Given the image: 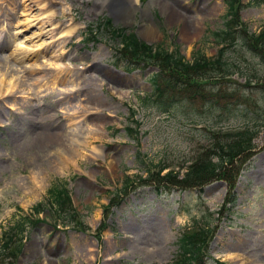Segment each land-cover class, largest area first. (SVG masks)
<instances>
[{"label": "rangeland", "instance_id": "1", "mask_svg": "<svg viewBox=\"0 0 264 264\" xmlns=\"http://www.w3.org/2000/svg\"><path fill=\"white\" fill-rule=\"evenodd\" d=\"M135 7L124 15L100 0H0V242L33 206L45 203L53 184L63 182L86 229L63 226L47 207L40 216L47 220L26 228L18 264H172L199 205L220 212L228 196L222 179L186 191L173 186L158 192L154 179L140 184L148 180L149 164L168 166L162 175L173 170L183 177L209 146L208 130L243 126L244 113L234 106V115L215 121L208 109L201 114L202 103L168 115L145 107L158 69L131 70L116 53L118 41L96 31L110 16L114 27L192 62L218 53L213 33L224 28L227 6L224 0H139ZM241 17L250 32H259L264 5L248 6ZM56 63L69 81L60 80ZM262 97L253 91L249 98L264 105ZM42 110L69 134L66 148L46 150L43 162L30 129L48 120L37 116ZM253 145L236 206L214 217L209 264H264V129ZM127 179L132 188L119 198ZM102 222L106 228L98 236Z\"/></svg>", "mask_w": 264, "mask_h": 264}, {"label": "trees", "instance_id": "2", "mask_svg": "<svg viewBox=\"0 0 264 264\" xmlns=\"http://www.w3.org/2000/svg\"><path fill=\"white\" fill-rule=\"evenodd\" d=\"M225 3V27L213 33L216 43L222 47L214 57L198 55L192 62L186 60L178 50L170 52L161 44H146L135 33L127 34L125 29L114 28L111 19L107 18L101 23V27L104 26L121 40L123 48L119 53L128 65L138 69L153 66L158 69L153 78L154 92L143 100L145 107L168 115L178 110L187 111L184 110L187 104L202 103L205 109L201 114L208 109L209 117L215 121L226 114L234 115L235 107L247 119L243 126L233 129L210 128L207 132L209 146L184 168L186 172L183 177L173 170L162 175L168 169L166 165L154 167L149 164L148 168H144L147 179L156 182L154 184H157L155 189L158 192L171 190L173 186L183 191L201 190L209 182L220 179L228 187V196L220 212H212L204 203L199 205L191 224L178 239V253L172 264H208L211 260L208 248L215 232V214L220 217L232 212L236 206L238 178L253 157L254 139L264 129V105L261 102L253 104L249 98L253 91H259L264 103V28L252 33L241 19L244 8L263 5L264 0H249L247 4L242 0H225ZM239 92L243 93L239 96ZM144 183L152 185L148 180ZM130 185L127 179L121 194L126 193ZM115 202L116 199L111 200V203ZM47 206L65 223L81 225L79 213L72 205L64 182L53 184L47 192V201L33 207V211L39 214ZM28 223L27 218H20L16 229L8 232L9 236L0 242V264H6L7 261L8 264H16L21 252L22 233ZM105 228L102 222L97 235L100 236L101 230ZM4 235H8L7 232Z\"/></svg>", "mask_w": 264, "mask_h": 264}, {"label": "bare ground", "instance_id": "3", "mask_svg": "<svg viewBox=\"0 0 264 264\" xmlns=\"http://www.w3.org/2000/svg\"><path fill=\"white\" fill-rule=\"evenodd\" d=\"M124 1V5L120 2H117L116 0H100L102 6H112L114 9L118 10L119 8H122L123 14L124 15H129L132 14L133 10H135V1L139 0H122ZM128 1L130 5L128 4ZM70 34V33H69ZM56 66L59 67H54L56 69L59 68L60 74L63 76L61 77L60 80H63V82L69 81V78H67V71L64 70V68L61 66V63H56ZM4 83V81L2 82ZM67 106L65 105L62 109L66 110ZM46 111L42 110L40 113L37 114V116L41 117H47L48 120L44 122L43 125H35V122H33L32 127L30 128L31 130H35L36 135H37V141H38V149H39V158L40 161H44V153L46 150L49 152L51 149H56L58 146H61L63 148H66V145L68 144V137L69 134H67L66 131L63 129H59V121L56 118H52L51 116L46 115ZM65 161H63L64 163ZM63 165V164H61ZM158 245V244H157Z\"/></svg>", "mask_w": 264, "mask_h": 264}]
</instances>
